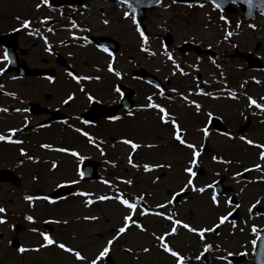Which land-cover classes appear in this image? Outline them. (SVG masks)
<instances>
[{"label":"rangeland","instance_id":"rangeland-1","mask_svg":"<svg viewBox=\"0 0 264 264\" xmlns=\"http://www.w3.org/2000/svg\"><path fill=\"white\" fill-rule=\"evenodd\" d=\"M50 1L55 2V0H48V3ZM166 3L165 1L159 8L150 12L148 21L152 24L147 27L150 34L147 37L152 44L150 50H139L143 48L142 41L135 31L131 17L124 18L122 10L102 5L105 12L101 13L98 9L91 10L95 16H91L90 21L99 33H111L118 39L122 35L124 46L127 48L126 52L132 50L135 60L142 63L148 70L157 73L162 80L172 79V86H180L178 91L175 89L172 91L170 98L164 97L165 100L158 102L167 109L170 119L174 118L179 122L183 139L194 144L201 153L197 157L198 166L193 168L197 174L193 178V184L197 188L205 187L221 177L224 179L222 185L230 186L231 190L222 195H216L218 201L216 205L211 202L212 189L206 188L204 193L189 189L188 194L181 197L178 202L168 205L164 203V208L158 207L162 205L160 202L167 201L172 192L179 190L187 182L188 176L184 168L189 166L191 159V150L171 139L173 138L172 129L169 124L161 122V113L154 111V113L145 112V117L138 115L139 117L132 120V129L106 128V135L115 137L112 140L103 138L108 141L107 145L98 144L95 140L91 143L86 142L87 138L84 145L83 139L79 136L70 135L68 145L80 149L78 152L81 156L96 158L99 153L93 147L99 145V150L105 151V157L98 156L100 160H107L108 163L110 160L129 161L131 154L132 163L139 167L127 166V170H124L123 167L115 169L103 165L100 168L101 181L78 186L91 194L90 199L93 201L91 205L86 204L89 199L82 196H70L62 203L45 204L47 207L41 206L43 205L41 203L38 208L33 206L34 210L30 203L23 201V198H11L10 203L5 204V212H14L5 213L6 222L0 225V264H82L75 261L70 254L57 248L55 244L59 243L78 250L88 259L95 258L105 243L115 235L116 229L123 226V217L129 214V210L117 200L104 202L96 200L92 191L96 188L99 189L100 194L111 197L117 195L115 193L117 190L123 191L129 197H136L138 207L145 209L148 213L144 216H135L136 222L140 223L145 231L141 232L133 225L111 246L109 257L113 264H176L174 257L161 252L160 244L156 240V237L170 232L172 228L170 220L152 215L157 212L166 216L173 215L174 219L181 221L182 224L187 223L197 230L219 225L214 231L205 232L206 236L203 240L196 233H189L182 225L178 226L176 234L166 236V241L171 248L185 257L184 264H252V251L255 245L251 241L256 240L258 230L264 226V169L249 171L245 177L241 175L245 169H252L255 164L264 165V161L259 159L260 149L245 143L238 135L230 137L229 133L225 135V133L218 134L216 131V133L211 131V135L202 139L200 128L205 117L214 115L221 118L232 133L237 127L247 123L245 117L250 116L249 126L241 136L255 144L264 145V112L249 104V98L259 104L262 103L264 71H250L242 59L232 58L230 55L234 48L251 53L263 62L264 68V18L256 16L246 23L238 21V15H231L228 19L236 24L228 22L229 24L226 25L225 19L217 17V13L208 7L187 9L184 6H166ZM34 4H41V0H0V18L3 19L0 28H11L14 18L34 15L35 12L32 9ZM98 7L99 5L96 8ZM36 14V19H40L38 15L43 13ZM53 14L50 15L52 18ZM81 19L87 22V18ZM105 20L108 21V25L103 23ZM165 30L176 37V44L185 39H196L203 40L202 44L198 42V45L203 46L204 41H207L206 45L212 46L218 52L216 58L208 62L206 56L200 63L193 53L183 55L171 47H164L155 39V34L164 33ZM76 49L84 51L85 61L90 65L88 69L90 72L97 73L92 68L94 64L108 66L109 59L94 57V51L90 52V48ZM151 52H154L155 58H152ZM169 55L172 60L168 59ZM80 57L83 56L80 55ZM80 57L74 51L73 59L80 60ZM125 57V54L122 55L125 66L122 62L118 65L122 70L129 67ZM130 66L133 67V63ZM184 69L190 79H185ZM198 73L201 74L200 81L195 77ZM103 75L108 79L113 78L106 71ZM10 82L18 89V85L23 81L8 83ZM93 83L95 82L91 84ZM181 83H184L185 87H182ZM199 83L204 86L207 93L196 91ZM187 88L195 90L190 93L191 89ZM153 91L155 90L148 87L149 96ZM197 104L200 106L199 109L196 108ZM93 132L97 137L103 136L96 130ZM124 132L127 137H124ZM120 138L144 146L133 151L129 145H123ZM119 141L120 144L117 143ZM203 144L207 145V151L204 153L201 152ZM147 145H155V147H147ZM213 156H216L218 160L213 161ZM68 159V164L66 160L61 164L64 170L62 173L58 167L51 172L52 178L46 185V190L53 189L60 181L72 182L79 179L74 171L75 160L70 157ZM219 161H227V163ZM145 164H163L171 165V167L145 172L143 169ZM198 170L202 173L199 174ZM236 173L241 175L237 176ZM118 177L121 180L131 181V184L117 183ZM105 181L110 183V187L102 185ZM137 197L142 199L137 200ZM229 197H235L234 206H238V217L233 220L229 219L228 213L234 206L225 203ZM256 201L260 203L256 204ZM254 204L256 206L250 212L249 208ZM28 216H31L34 222L30 223L26 219ZM221 216L227 217L223 224L219 223ZM84 217H97V219L85 220ZM51 221L50 238L54 240V244L41 247L44 242L40 233H47L43 224L51 223ZM13 224H20L25 228L16 232L12 230ZM253 227L256 228L255 232L251 230ZM13 234L18 237L20 247L29 251L20 253L17 251L20 247L15 249L10 246ZM204 244L209 245V251L204 253L198 261L196 256L203 252ZM144 247H148L150 251L144 253L142 251ZM32 249L37 250L32 251ZM125 249H130V253ZM229 253L243 254L244 257L240 262L230 261L227 258ZM187 255L191 256H188L187 259L190 260L188 262ZM218 257H224V259L221 260ZM104 261L103 258L98 264H108Z\"/></svg>","mask_w":264,"mask_h":264},{"label":"flooded vegetation","instance_id":"flooded-vegetation-1","mask_svg":"<svg viewBox=\"0 0 264 264\" xmlns=\"http://www.w3.org/2000/svg\"><path fill=\"white\" fill-rule=\"evenodd\" d=\"M71 1L80 0H55V2L50 1L47 5L41 3L39 8L36 7L37 4H34L32 7L33 12H35L34 15L31 14L30 16L19 19L14 18L15 21H13L14 24L11 28H0V35L8 33L15 34V43L8 46L10 52H14L18 58L24 60L26 65L32 69L39 68L51 71L49 77L40 75L30 76L28 78H20L18 71L7 73L6 61L2 59L6 48L0 44V68L4 69L0 73V86H2L0 87V135H4L7 138L5 141H0V170H8L16 178L0 180V208L5 209V204L7 202L10 203V199L14 197L23 198L24 202L31 204V208L33 206L35 208L37 206L38 208L41 203L43 204L41 206L47 207L48 201L33 200L29 202L24 197L28 195L47 196L51 199L53 190L58 185H69L68 181H60L53 189L46 190V185L52 178L51 172L58 167L60 173H62L64 170L61 164L65 160L66 164H68L69 152H76L78 154L80 150L68 145V137L70 135L77 137L80 135V131L85 133L89 132L90 135H94L96 133L93 131L96 130L97 133L103 134V136L98 137H106L112 140L115 137L112 138L110 135H106V128H116L117 130H120V128L132 129V120L139 117L138 115L145 117V112L154 113L155 111L152 108L150 110V107H148V97H150L148 87H154L146 81L135 77L134 71L144 66L134 59L132 50L126 52L127 48L124 46L122 35L118 39L117 36L111 33H99V30L90 21V17L95 16L93 12L91 13V10L98 9L102 13L104 11L102 5L108 7L113 6L121 10H126L127 6L111 0H84L81 5H76V3H72ZM97 5H99L98 8H96ZM37 12L43 13L42 15H38L40 19H36ZM150 12L152 11H145L142 20L145 25V27L143 25L145 28L144 32L146 33V28L152 24L148 21ZM51 14L55 18H52L50 16ZM82 17L87 18V22L82 20ZM24 20L29 21L27 28L21 27ZM2 24L3 19L0 18V26ZM73 24L76 26L73 27ZM72 33H77V36L73 39L70 38L72 37ZM156 35L159 39H165L163 37L164 35L160 33ZM102 36L112 38L118 42L116 44L110 40V48L108 51L112 53L110 58L111 61H114L112 67L115 72L120 73L119 78L115 74L108 73L106 67L101 64H94V67L91 66L97 73L90 72L88 70L90 65L85 61L86 56L84 55V51L81 52L79 49H76L90 48V52L94 51V57L98 59H109V55L105 54L107 52L102 51L101 47L96 43L100 40L98 38ZM92 37H97V41H92ZM175 38L173 35L171 37L169 36L171 42L169 46L177 50L179 47H177L178 44H176ZM184 41L189 40L185 39ZM192 41L189 42L193 44L198 42L203 43V40L192 39ZM206 42L204 41V45L200 46L205 48L210 47L206 45ZM74 51L79 57L80 55L83 57H80V60L73 59ZM214 53L217 54L218 52L214 50ZM124 54L129 64L126 70L118 67L119 62L124 64L122 60V55ZM182 54L184 55V53ZM195 57L200 62H203L205 59L202 54H195ZM131 63H133V67L130 66ZM69 68L75 72V76L81 78L79 81L73 80L68 75V72H70ZM105 71L113 76V78H106L103 75ZM184 76H186L185 79H189L186 70H184ZM83 77L93 78L83 79ZM96 77L99 79H95ZM195 77L200 79L201 74L198 73ZM9 81L23 82L18 85L19 88L17 89L15 85H11V82L9 84ZM92 82L95 83L91 84ZM171 84H173L172 79L167 78L161 84L160 89L155 90L157 93L156 96L153 95L154 92H151L153 95L151 97L157 99V101L153 102L154 104H157L160 100H165L163 96L170 98L169 96H171L174 89L176 91L180 89L179 85L172 86ZM181 86L185 87L183 83H181ZM117 87L120 88V93L115 91ZM69 95L73 99L65 104L64 101L67 100ZM89 95L93 97L91 102L88 100ZM2 109H7L8 111L5 112ZM17 109L20 111H17ZM100 113L110 114H104L100 117L98 116ZM113 117L116 119H112ZM249 117H245L247 126L250 123ZM218 127L219 125L212 121L211 118L205 117L201 129L208 132V137L211 135V131L215 132L216 129L218 130ZM12 129H16L17 131L10 132ZM76 129H80V131L78 132ZM238 129L239 127L231 133L228 126L224 125V129H220L217 132L220 134L229 133L230 137L235 135L241 137L242 133ZM124 133V137H127L126 132ZM203 138L206 137L203 136ZM9 140H18L20 143H11L8 142ZM120 140H124V138H120ZM83 143L85 145L86 142ZM96 143L100 144L97 141ZM117 143L120 144V141ZM107 144L108 141L104 140L103 145ZM41 145H47L48 147H41ZM98 146H94L93 149L101 157H105V151L101 152ZM205 146L207 145H204L203 149ZM60 148L66 151H56V149ZM21 150L25 153L24 155H21ZM29 156L32 157L31 160L28 158ZM53 156L55 157L54 159ZM98 156L93 159L99 162V169L103 165H106L107 168L113 167L119 169V167H123L124 170H127L128 163L126 160H110L108 163L107 160H100ZM86 158L88 159L90 157ZM86 158L82 156L74 161L75 170L77 165H80ZM53 163L56 164L55 168L52 167ZM119 181L121 182V179ZM85 183L89 184L90 182H85L80 178L74 186H71L72 194L55 197V203L65 202L70 196L79 197V195H73V193H78L79 184L84 185ZM92 191L94 194H99L98 188ZM170 196L171 194L168 197L172 199ZM169 198L165 202H168ZM129 199L131 200V198ZM165 202H160V204H164ZM172 202L176 203L178 201ZM35 208L33 207L34 210ZM9 212L7 211V214H12L14 211L12 213ZM4 214L5 212L0 213V217ZM172 218L174 219L173 215ZM14 228H17L19 231L24 229L21 225L17 224H15ZM13 236L15 235L13 234ZM11 243L12 241H10V246ZM19 245L20 241L18 239ZM189 257L191 256L189 255Z\"/></svg>","mask_w":264,"mask_h":264},{"label":"snow or ice","instance_id":"snow-or-ice-1","mask_svg":"<svg viewBox=\"0 0 264 264\" xmlns=\"http://www.w3.org/2000/svg\"><path fill=\"white\" fill-rule=\"evenodd\" d=\"M137 3H139V0H136ZM154 2L156 4H159L161 2V0H154ZM173 2H175V0H173ZM246 3H248L249 5H251V0H245ZM262 3H264V0H261ZM41 3L44 4V5H47L48 4V0H41ZM119 3L121 4H127L129 7H131V2L130 0H119ZM41 5L40 4H37V8H39ZM219 6V5H217ZM132 16H131V20H132V23L133 25H135V31L139 34V37H140V40L142 42H146L147 41V37L145 36L144 32L142 31L141 29V26L137 23V16H136V9L133 8L132 9ZM124 18H128L129 17V13L127 11L124 12ZM19 19V18H17ZM223 19V17H222ZM103 23L105 24H108V21L105 20L103 21ZM29 26V21L27 20H24L21 27L23 28H27ZM73 27H75L76 25L73 24L72 25ZM250 27H252V25H250ZM101 50L104 51V52H107L109 56L112 55L111 52L108 51V49L104 46L101 45ZM142 50H146V49H142ZM2 59L4 61H6L7 63H11V58H10V55L8 54L7 51H5L3 53V56H2ZM168 59L171 60L172 57L171 55L168 56ZM4 71V69L0 68V73H2ZM108 71L111 73L114 71L113 67H112V64L109 63L108 65ZM68 75L73 79V80H76V81H79L81 78L80 77H77L75 75H73L72 72H68ZM115 75L117 76H120V73H115ZM93 77H83V79H92ZM95 79H99L98 77H96ZM2 87V86H0ZM115 91L117 93H120L121 90L119 87H117L115 89ZM122 94V93H121ZM161 95H163V93H161ZM73 99V97L71 95H69L67 97V100L64 101V103H68V101H71ZM264 99V98H262ZM88 100L91 102L93 100V97L92 96H88ZM148 100H149V104H148V107L150 108H158L159 112L162 113V115H160V120L162 123H168V120L166 119V116H167V113L165 111V109L163 107H160L159 105L157 104H154L152 103V98L151 97H148ZM189 103H192L191 101H189ZM249 104L250 105H254L256 108L260 109L264 106H262L261 104H258L255 100H252L251 98H249ZM199 105L197 104L196 105V108L199 109ZM2 111H8L7 109H2ZM17 111H20L19 109H17ZM26 111V109H25ZM131 114V113H130ZM112 119H116L115 117H113ZM172 129H173V133H172V136H173V139L175 141H177L180 145L186 147L187 149H190L191 150V159H190V162H189V166L185 167L184 168V172L187 173V176H188V179H187V182L184 184L183 187L180 188L179 192L177 193H173L172 194V199H170L167 203L168 204H171L172 203V200L173 199H176L177 197L180 196L181 193H185L187 190L191 189L192 191H195V192H199V193H204L206 188H211L212 189V197H211V202L212 204L216 205L218 204V201H217V198H216V192L217 190L213 187V185L215 184V182H213V184H210V185H206L205 187H195V185L193 184V178L196 177V172L193 171V168L198 166V160H197V157L201 155V153L197 150L196 146L192 143H188L185 141V139H183V134L181 133L180 129H179V126L178 124L176 123L175 120L172 121ZM17 131L16 129H12L10 130V132H15ZM76 131H80V129H76ZM201 131L203 132L204 136L207 137L208 135V132L204 129H201ZM84 135H88L87 133H82ZM225 135H228L227 133H225ZM7 138L4 136V135H0V141H5ZM240 139L242 141H244L245 143L249 144V145H252L254 147H256L257 149H260L259 151V159L264 161V145H260V144H255L253 141L251 140H247L245 137L241 136ZM88 140L89 142L91 143L92 142V137L91 136H88ZM8 142H11V143H20V141L18 140H9ZM123 144L125 145H129L130 148L135 151L136 149L144 146V145H140V144H137V143H134L133 141L131 140H123L122 141ZM41 147H48L47 145H41ZM147 147H155V145H147ZM203 147V146H201ZM56 151H60V152H63V151H66L65 149L63 148H60V149H56ZM25 153L23 152V150H21V155H24ZM73 156H77L78 154L76 152H72L71 153ZM30 160L32 159L31 156L28 157ZM213 161H217L218 158L216 156H213L212 157ZM219 162H222V163H227V161H219ZM128 163L134 167V168H137L139 167L138 165L136 164H133L132 163V159H131V154L129 156V161ZM53 168L56 167V164L53 163L52 165ZM163 167H171V165H163V164H157V165H148V164H145L143 165V169L145 172H150V171H153L154 169L156 168H163ZM262 169H264V165H261V164H255L253 166L252 169H245V171H252V170H255V171H262ZM80 175L82 176L83 173L81 172ZM235 175L239 176L241 175V173H236ZM35 179V177H34ZM72 183H76V181H72ZM104 183H107L106 181ZM124 183L126 184H131V181H124ZM60 185H58L59 187ZM74 195H80V196H85V195H91L90 193H74ZM24 199L26 201H33V200H45V201H48L49 203H53L52 200L49 199V197L47 196H31V195H28V196H25ZM98 200L100 201H104V200H110V199H114V200H117L121 205L125 206L126 209L129 210V214L128 215H125L123 217V226L119 227L116 229V233L115 235L112 237V239H109L105 245L102 247L101 250H99L98 254L95 256V258H92V259H88L86 258L84 255L81 254V252H79L78 250H74L68 246H66L65 244L63 243H59V244H55V246L59 249H61L63 252L65 253H68L70 254L72 257L75 258V261L77 262H82V264H98L99 261H102L103 258H105L106 256L109 255L110 253V248L111 246L114 244V242L119 238L121 237L123 234L126 233L127 230L130 229V227H132L134 225V227L136 229H139L141 232L145 231V229L142 227V225L138 222H136L135 220V216L136 215H140V216H144V215H147V211L143 208H140L138 207V205L136 203H131L129 201V199H125L123 198V196L121 194H117L115 196H112V197H109V196H100V197H97ZM142 199V197H137V200H140ZM93 203V201L91 199L87 200L86 204L87 205H91ZM225 203L231 205L233 203L232 201V198L229 197L228 200L225 201ZM260 201H256V204H259ZM256 204L252 205L250 208H249V211L251 212L252 211V208H254L256 206ZM159 208H164L165 205H158ZM238 207V206H237ZM5 212V209L3 208H0V213H4ZM152 215H156V216H162L163 214L162 213H152ZM232 213L229 212L228 213V216H231ZM164 219L166 220H171V224H172V228H171V231L170 232H165L164 235L162 236H159V237H156V240L159 242V244L161 245L162 247V251L166 254H169L170 256L174 257L175 258V262L176 264H184V258L181 254H179L178 252L176 251H173L171 249V247L165 243V237L166 236H170V235H174L177 233V229H178V226H181L185 229H187V231L189 233H196L201 240L204 239V236H203V233L205 232H211V231H214V229L216 227H218L219 225H214L213 228H201V229H194L192 227H190L187 223H183L177 219H173L172 218V215H167V216H163ZM26 219L32 223L34 222L33 221V218L31 216H28L26 217ZM85 220H95L97 219V217H84ZM227 219V217L225 216H221L219 218V223L220 224H223L225 222V220ZM6 221L0 217V224H3L5 223ZM58 222V221H57ZM47 223V222H46ZM253 232L256 231V228L253 227L251 229ZM32 231H36V229H32ZM40 235L42 236L43 238V244L41 245V247H47V246H50V245H53L54 244V240L52 238H50V236L47 234V233H40ZM260 239L264 240V237H260ZM251 243L253 245L256 244V240H253L251 241ZM260 248H261V252L264 253V244H261L260 245ZM37 249H32V251H36ZM18 252L20 253H24L26 251H29V249H25L24 247H20L17 249ZM126 252H129L130 253V249H125ZM142 251L144 253H148L150 251V249L148 247H144L142 249ZM209 251V245L208 244H204V250L203 252H201L199 255L196 256V260H200L201 257L204 256V253L208 252ZM229 256L232 255V253H229L228 254ZM218 259H221L223 260L224 257H218Z\"/></svg>","mask_w":264,"mask_h":264},{"label":"water","instance_id":"water-1","mask_svg":"<svg viewBox=\"0 0 264 264\" xmlns=\"http://www.w3.org/2000/svg\"><path fill=\"white\" fill-rule=\"evenodd\" d=\"M178 2H188V3H201L203 1H211L213 3H215L216 5L222 6L224 7V9L226 10H230L228 9L227 4H229L230 2H234L237 3L239 5H243V11L245 13V18H249L252 15V11L254 10L255 6L256 9H262L264 12V3L261 2V0H251V5H249L248 3L245 2V0H176ZM78 3H81L78 2ZM155 4V2L153 1L151 3V7ZM1 40V37H0ZM197 51L200 52V50L197 48ZM208 52V51H205ZM242 57H244L248 63H249V67L253 68V67H259L260 63L258 62V60L253 59L250 55L248 54H240ZM41 70H31L29 69L28 71H26V73H23L24 75H30V74H40ZM138 75L144 78H147L149 80H154L153 75L148 74L146 71H141L138 72ZM244 127H242L240 130H243ZM93 168H95V165L93 166L92 162H86V164L83 166L82 171L84 174V177L86 179L95 176L93 173ZM6 179H15L14 177H11L10 172L8 171H0V180H6ZM221 181L222 179L218 180L217 183L215 184V187L217 189V192L220 194L223 192V189L221 188ZM61 194H65V193H60ZM260 237H264V228L260 231L259 233V238L257 240V244L255 247V250L253 252V264H264V253L261 252V248L260 245L264 244V240L260 239ZM17 242L16 240L14 241V246H16ZM243 258V255L238 256V257H234V259L236 260H241Z\"/></svg>","mask_w":264,"mask_h":264}]
</instances>
